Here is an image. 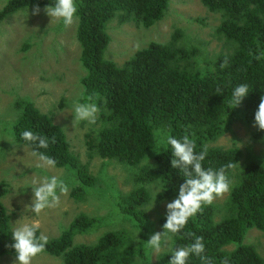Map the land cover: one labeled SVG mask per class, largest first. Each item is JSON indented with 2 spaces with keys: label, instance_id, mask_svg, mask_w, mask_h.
<instances>
[{
  "label": "trees",
  "instance_id": "16d2710c",
  "mask_svg": "<svg viewBox=\"0 0 264 264\" xmlns=\"http://www.w3.org/2000/svg\"><path fill=\"white\" fill-rule=\"evenodd\" d=\"M200 1L210 12L221 13L216 35L225 39L228 46L227 51L202 70L195 60L198 49L176 44L180 33L174 35L171 43L150 44L121 66L106 58L111 41L107 32L109 23L117 20L121 25L134 23L150 28L164 18L170 0H75L76 38L85 69L83 97L86 100L92 96L99 108L100 129L87 134L86 147L91 157L96 154L135 167L156 148L155 133L164 129L175 138L189 134L196 142L197 153L206 147L207 156L202 162L205 169L218 170L235 163L236 167L226 174L229 180L237 181L232 184L223 209L212 203L203 205L179 234L169 233L172 248L187 246L194 242V236H199L205 244L203 255L211 264H225V261L264 264V258L254 246L243 244L251 228L264 233V165L252 162L234 176L241 150L212 145L230 131L235 119L255 123V113L264 96V0ZM54 2L8 0L0 9V25L19 11L37 4L45 8ZM225 58L228 64L221 67ZM240 84L248 85V95L239 106L230 107L233 90ZM15 108L20 112L12 129L16 141L33 150L35 145L21 138L24 130L48 137L49 147L38 151L52 157L55 167L74 173L77 185L71 196L77 201L84 200L97 180L72 151L64 130L30 100H17ZM52 137L55 143L51 142ZM154 157L156 166L144 170L143 180L162 183L161 200L178 198L179 187L185 180L183 173L171 165L174 157L170 146ZM5 194V184L1 183L0 258H16L11 247L14 241L10 215L2 202ZM147 201L148 193L141 188L120 208L142 228L147 223L143 209ZM166 216L160 218L162 227ZM100 221L80 214L58 237L48 239L45 251L38 256L61 258L63 264H146L145 257L141 263L136 261L134 239L125 230L106 232L92 244L75 242L77 235L97 228ZM40 233L39 228L37 236ZM232 246L236 247L230 249ZM170 259V255H162L159 264H169ZM187 264H202V261L193 254Z\"/></svg>",
  "mask_w": 264,
  "mask_h": 264
},
{
  "label": "rangeland",
  "instance_id": "374dc122",
  "mask_svg": "<svg viewBox=\"0 0 264 264\" xmlns=\"http://www.w3.org/2000/svg\"><path fill=\"white\" fill-rule=\"evenodd\" d=\"M7 2L0 0V9ZM34 9L19 11L0 25V184H5L6 194L2 202L10 215L12 230L15 223L23 218L21 223L38 222L41 233L50 239L58 237L77 216L85 214L101 221L97 228L77 235V244H92L106 232L125 230L134 239L138 251L136 261L141 263L145 257L146 264H159L162 255L171 256L172 240L162 237L159 252L148 247L146 242L152 234H163L165 230L160 225V218L167 214L166 204L176 198L161 200L162 183L143 180V175L144 170L156 166L154 156L163 148L157 143L156 148L135 167L117 160H105L96 154L89 155L86 136L100 129L99 112L95 124L83 121L74 127L70 111L73 101L85 102L82 85L85 69L76 38L78 20L76 18L71 26L66 27L61 20L51 22L45 8L40 7L39 15L33 14ZM221 21V13L210 12L200 0H170L164 18L150 28L138 27L134 23L121 25L117 20L109 23L107 32L111 41L106 58L121 66L150 44L171 43L174 35L180 33L176 44L197 48L199 55L195 60L202 70L228 50L226 40L216 35ZM19 99L32 101L41 112L54 118L64 130L72 151L96 178V185L89 189L84 200L77 201L71 196L77 185L73 172L55 166L38 167L39 161L31 155L32 150L14 138L13 125L20 116L15 103ZM254 125V122L237 118L230 131L212 144L241 150L242 157L234 176L252 162L264 165V132ZM159 130L167 133L164 129ZM43 176H57L65 181L69 192L61 195L57 207L45 209L36 216L25 206L31 205L33 199V179ZM236 181L235 178L230 179V190ZM141 188L148 193V201L143 206L147 223L142 228L120 208ZM230 190L212 204L223 209ZM220 218L218 214L217 219ZM243 244L254 246L264 258L263 232L251 228ZM15 259L1 257L0 264H15ZM32 264H63V260L42 255L35 257Z\"/></svg>",
  "mask_w": 264,
  "mask_h": 264
},
{
  "label": "clouds",
  "instance_id": "9594fccd",
  "mask_svg": "<svg viewBox=\"0 0 264 264\" xmlns=\"http://www.w3.org/2000/svg\"><path fill=\"white\" fill-rule=\"evenodd\" d=\"M39 4L35 6L34 15L40 14ZM44 12L51 18V22L61 20L68 27L76 20L77 6L75 0H55L54 3L45 7ZM259 59V57H257ZM228 64L225 58L221 67ZM219 92L220 89L217 88ZM248 85L240 84L236 86L229 101V106H239L248 95ZM71 116L74 117L72 124L75 127L78 123L87 121L89 124H95L99 108L94 102L92 96H88L85 102L79 99L71 104ZM261 131H264V96L261 97L258 110L255 113V125ZM156 141L164 150L170 149L173 153L171 165L175 169H179L183 173L185 183L179 187L178 198L166 204L167 216L166 223L163 225V234L157 232L152 234L147 246L156 252L161 250L162 237H167L169 233L179 234L184 229L188 221L194 217L205 204H211L217 197L223 196L230 190V180L227 176L229 169L236 167L235 163H228L218 170L213 168L205 169L203 161L207 156V148L205 147L199 153L196 151V142L189 134H184L181 138H175L163 130H157L155 133ZM21 138L30 145H35L31 151V155L36 158L39 163L38 167H54L56 161L38 151V149H47L49 147V138L40 135L31 130H24ZM51 142L55 143V137L51 138ZM33 199L31 205H26V210L39 216L45 209L57 207L60 204L61 195H67L69 187L65 181L57 176H43L40 179H33ZM23 219V218H22ZM21 219V220H22ZM17 221L16 227L12 230V239L14 243L11 247L15 250V264H32L35 257L45 251L48 243V237L40 233L37 236L39 224L37 223H21ZM188 236H194L188 233ZM205 253V244L203 237L194 236V242L172 250L169 264H187L189 257L195 254L200 258L202 264H211V260L203 255ZM227 264V261H225Z\"/></svg>",
  "mask_w": 264,
  "mask_h": 264
}]
</instances>
